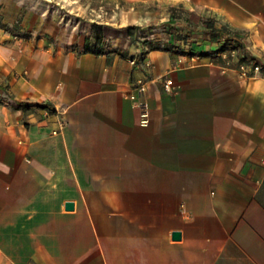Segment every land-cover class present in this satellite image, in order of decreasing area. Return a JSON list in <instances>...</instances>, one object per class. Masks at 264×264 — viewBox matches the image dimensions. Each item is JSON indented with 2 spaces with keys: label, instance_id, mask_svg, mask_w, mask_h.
Here are the masks:
<instances>
[{
  "label": "crops",
  "instance_id": "crops-1",
  "mask_svg": "<svg viewBox=\"0 0 264 264\" xmlns=\"http://www.w3.org/2000/svg\"><path fill=\"white\" fill-rule=\"evenodd\" d=\"M121 1L212 12L261 69L0 27V264H264V0Z\"/></svg>",
  "mask_w": 264,
  "mask_h": 264
},
{
  "label": "rangeland",
  "instance_id": "rangeland-1",
  "mask_svg": "<svg viewBox=\"0 0 264 264\" xmlns=\"http://www.w3.org/2000/svg\"><path fill=\"white\" fill-rule=\"evenodd\" d=\"M192 10L215 18L212 12L203 8ZM135 13L138 14L136 19H132ZM168 22L169 7L153 4L141 7L121 0H0V27L16 39L59 41L67 43L69 48H74L78 40H83L85 44L86 38L95 31L94 24L102 26L107 48L150 47L149 40L164 43ZM218 22L225 23L222 20ZM129 24L151 28L146 36L140 37L137 44H131L126 31ZM203 45L219 46L218 43L208 44L201 40L186 46L194 51ZM221 54L236 68L243 63L252 64L251 61L240 62L235 52L226 50L221 51Z\"/></svg>",
  "mask_w": 264,
  "mask_h": 264
},
{
  "label": "trees",
  "instance_id": "trees-1",
  "mask_svg": "<svg viewBox=\"0 0 264 264\" xmlns=\"http://www.w3.org/2000/svg\"><path fill=\"white\" fill-rule=\"evenodd\" d=\"M169 12L170 22L167 24V38L164 43L149 40L152 49L181 50L184 46L201 40L208 44L218 43V52L226 50L230 53L235 52L240 62L253 61L254 64H258L256 58L252 57L248 51V33L246 31L235 28L229 23L220 24L216 18L204 16L184 6L170 7ZM94 27L95 31L92 36L86 38L82 52L102 54L107 48L106 38L101 30L102 26L94 24ZM150 28L139 25L127 26L126 31L131 39V44H137L140 37L146 36ZM77 47V45L74 46L75 49ZM18 106L27 107L26 104Z\"/></svg>",
  "mask_w": 264,
  "mask_h": 264
},
{
  "label": "built area",
  "instance_id": "built-area-1",
  "mask_svg": "<svg viewBox=\"0 0 264 264\" xmlns=\"http://www.w3.org/2000/svg\"><path fill=\"white\" fill-rule=\"evenodd\" d=\"M251 69H255L256 71L260 70L261 67L257 64H249V63H243L239 68L238 70L245 76H247L249 74V70ZM169 82L167 83V87H169ZM138 91L139 93H143L144 92V85H140V87L138 88ZM131 98L132 100H134V106L137 107V108H144V104H142L141 102L138 101L137 99V96L136 95H131ZM143 117H144V120H143V123H147V113L144 112L143 113Z\"/></svg>",
  "mask_w": 264,
  "mask_h": 264
},
{
  "label": "water",
  "instance_id": "water-1",
  "mask_svg": "<svg viewBox=\"0 0 264 264\" xmlns=\"http://www.w3.org/2000/svg\"><path fill=\"white\" fill-rule=\"evenodd\" d=\"M66 209L67 210H73L74 209V203L73 202H67L66 203ZM173 238H174V240H180L181 239V232H174Z\"/></svg>",
  "mask_w": 264,
  "mask_h": 264
}]
</instances>
